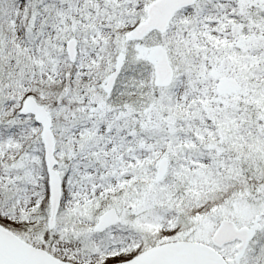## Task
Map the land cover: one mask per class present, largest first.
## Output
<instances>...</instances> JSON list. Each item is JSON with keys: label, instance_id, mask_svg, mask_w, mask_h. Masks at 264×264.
Masks as SVG:
<instances>
[{"label": "snow or ice", "instance_id": "snow-or-ice-1", "mask_svg": "<svg viewBox=\"0 0 264 264\" xmlns=\"http://www.w3.org/2000/svg\"><path fill=\"white\" fill-rule=\"evenodd\" d=\"M0 264H264V0H0Z\"/></svg>", "mask_w": 264, "mask_h": 264}]
</instances>
